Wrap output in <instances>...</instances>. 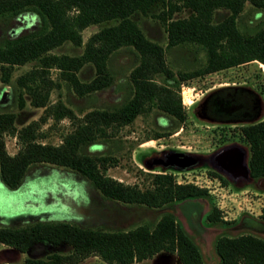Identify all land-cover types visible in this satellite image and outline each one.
I'll return each instance as SVG.
<instances>
[{
	"label": "trees",
	"instance_id": "1",
	"mask_svg": "<svg viewBox=\"0 0 264 264\" xmlns=\"http://www.w3.org/2000/svg\"><path fill=\"white\" fill-rule=\"evenodd\" d=\"M245 1L254 8L264 9V0H0V16L13 15L27 7L40 18L38 28L4 37L0 42V81L9 80L14 65L37 60L38 65L18 74L17 105H23L22 92L29 103L42 107L37 119L16 127L15 112L0 111V182L9 190L20 186L30 166L36 164L66 168L83 177L102 198L124 204L167 208L152 224L145 222L128 228H104L80 225L65 218L34 219L21 225L0 224V243L23 253L22 264H76L95 255L107 264H128L149 258L157 252L174 253L179 264L206 263L197 245L179 226L171 206L196 198L211 199L206 187L192 182H177L170 171L153 172L150 186L139 188L105 174L113 158L92 154L84 147L98 137H106L112 128L129 123L136 114L155 107L180 122L185 117L178 86L182 80L233 66L249 60L264 64V24L252 32H242L236 17ZM161 9L157 17L163 23L166 42L149 39L131 17L134 12H145L151 5ZM181 8L189 9L182 17H172ZM225 8L228 13L212 21V12ZM114 19L101 26L84 41L77 55L54 54L49 50L64 40L74 45L82 43L81 30L91 23ZM194 46L204 51V60L189 69L170 68L165 59V48ZM130 46L137 54L136 63L127 75L130 95L112 108H91L76 116L59 99L49 101V92L65 81L72 91L85 95L100 90L113 81L107 66L110 53ZM90 63L93 74L80 79L76 71ZM57 70L56 79L49 70ZM164 81H154L153 75ZM47 117L58 120L67 117L72 128L61 136L59 143L40 140L44 136L39 124ZM241 138L248 148V173L254 179L264 177V117L240 124ZM16 138L18 147L8 153L3 135ZM165 134L155 132L154 137ZM220 181L226 179L217 171L209 170ZM260 218H264V206ZM208 221L221 219L220 209L212 202L205 213ZM263 222L252 217L245 224L259 227ZM218 256L211 264H264V239L250 232L219 235L214 241Z\"/></svg>",
	"mask_w": 264,
	"mask_h": 264
},
{
	"label": "rangeland",
	"instance_id": "2",
	"mask_svg": "<svg viewBox=\"0 0 264 264\" xmlns=\"http://www.w3.org/2000/svg\"><path fill=\"white\" fill-rule=\"evenodd\" d=\"M161 7L151 5L145 12H134L131 17L143 33L151 40L166 42L163 23L157 17ZM189 9L181 8L172 17H182ZM228 13L225 8H216L212 12V21H218ZM106 20L91 23L81 30L82 43L74 45L69 40L49 50L50 53L77 55L82 50L86 38L103 25L114 23ZM236 24L242 32H252L264 24V9L254 8L245 1L236 17ZM40 18L30 8H23L17 13L0 16V42L6 36L12 37L19 33L38 28ZM165 59L172 70L189 69L204 60L205 54L194 46L174 45L165 48ZM137 54L130 46H120L114 49L107 60V66L113 76L110 85L88 94L79 96L69 85L59 80V86L49 92V101L59 99L70 107L76 116L91 108H112L124 101L129 95L127 75L136 63ZM38 65L37 60L26 61L14 65L7 82L0 81V111L15 112L14 124L18 128L32 119H37L42 113V107L29 103V96L22 92L23 105H17L19 88L15 77ZM77 76L87 80L93 74L90 63H84L77 71ZM57 70L51 68L49 76L56 79ZM154 81L162 83V75H153ZM243 85L261 98L264 104V64L253 59L219 70L204 73L200 76L182 80L178 86L181 104L185 111L182 121L176 122L167 114L153 107L148 112L138 113L127 124L108 129L106 137H98L84 150L92 154L110 155L114 160L105 169V174L121 180L124 183L135 184L139 188L150 186L153 172L170 171L177 182H192L206 187L211 199H206L204 207L198 213L192 209V216L185 220L176 205L171 206L179 226L197 245L202 259L206 263H215L218 259L214 250V241L219 235H236L250 232L264 239V218H260L264 206V177L248 180L245 176L220 171L213 153L223 145L236 142L246 150L248 148L241 138L240 124L264 117V107L259 109L250 121L232 123H217L204 118L198 113V108L204 95L210 90L224 85ZM73 123L67 117L53 120L47 117L39 124L43 131L42 141L59 143L61 136L72 128ZM165 134L154 137L155 132ZM4 146L8 153H14L18 147L16 138L8 133L3 135ZM183 152L194 156L195 163L189 165L167 164L165 155L172 152ZM158 157L155 161L152 158ZM220 173L226 182L211 176L208 171ZM263 182L260 184V182ZM221 211V219L208 221L205 213L211 203ZM167 208L147 207L142 204L128 203L104 199L80 175L72 171L52 166L36 164L30 166L15 190H9L0 182V224L21 225L34 219L65 218L80 225L100 226L104 228H128L138 223L152 224L160 212ZM252 217L260 220L262 225L251 227L245 224V219ZM170 252L161 251L151 260L129 264H179L178 257ZM23 253L0 243V264H22ZM78 264V263H77ZM80 264H107L97 256H91ZM162 264V263H161Z\"/></svg>",
	"mask_w": 264,
	"mask_h": 264
},
{
	"label": "flooded vegetation",
	"instance_id": "3",
	"mask_svg": "<svg viewBox=\"0 0 264 264\" xmlns=\"http://www.w3.org/2000/svg\"><path fill=\"white\" fill-rule=\"evenodd\" d=\"M198 106L200 116L217 123H232L254 115L264 104L248 87L226 84L206 93Z\"/></svg>",
	"mask_w": 264,
	"mask_h": 264
},
{
	"label": "water",
	"instance_id": "4",
	"mask_svg": "<svg viewBox=\"0 0 264 264\" xmlns=\"http://www.w3.org/2000/svg\"><path fill=\"white\" fill-rule=\"evenodd\" d=\"M248 117L244 119L245 121H250L254 118ZM212 157L216 161L220 171H225L231 174V176L241 175L245 176L248 180L252 179V176L248 173V166L246 163V150L237 144L236 142H231L223 145L213 153ZM167 164H179V165H189L195 163V158L192 155L183 152H172L167 155ZM264 180V179H263Z\"/></svg>",
	"mask_w": 264,
	"mask_h": 264
},
{
	"label": "crops",
	"instance_id": "5",
	"mask_svg": "<svg viewBox=\"0 0 264 264\" xmlns=\"http://www.w3.org/2000/svg\"><path fill=\"white\" fill-rule=\"evenodd\" d=\"M264 182V181H263ZM262 181L260 182L263 183ZM206 204H207V201L205 198H196V199H192V200H189V201H185V202H179V203H176V212H179L180 215L185 218V220H188L189 218H191L192 216V212L191 210L192 209H196V213H198L200 210H202L204 207L206 208ZM201 212V211H200ZM175 214V213H174ZM176 218V216H175ZM161 252V251H160ZM159 253V252H157ZM155 253V254H157ZM154 254V255H155ZM154 255H152L151 257L149 258H144V259H141V260H138V261H133V262H141V261H145V260H151L154 258ZM174 255V254H173ZM91 256H95V255H90V256H87L86 258H84L83 260L79 261L78 264L84 262L85 260H87L88 258H91ZM131 262V263H133ZM158 262V261H156ZM156 262L154 264H156ZM164 264L163 262H160V264ZM77 264V263H76ZM129 264V263H128Z\"/></svg>",
	"mask_w": 264,
	"mask_h": 264
}]
</instances>
